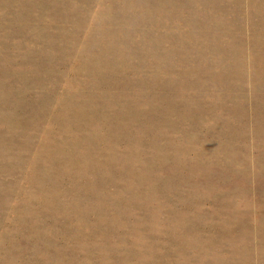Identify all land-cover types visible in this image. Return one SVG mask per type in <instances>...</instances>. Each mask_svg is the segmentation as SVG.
<instances>
[{"label": "rangeland", "instance_id": "rangeland-1", "mask_svg": "<svg viewBox=\"0 0 264 264\" xmlns=\"http://www.w3.org/2000/svg\"><path fill=\"white\" fill-rule=\"evenodd\" d=\"M0 264H264V0H0Z\"/></svg>", "mask_w": 264, "mask_h": 264}]
</instances>
